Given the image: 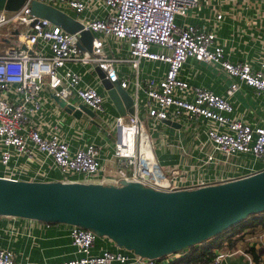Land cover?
<instances>
[{
	"label": "built area",
	"instance_id": "obj_1",
	"mask_svg": "<svg viewBox=\"0 0 264 264\" xmlns=\"http://www.w3.org/2000/svg\"><path fill=\"white\" fill-rule=\"evenodd\" d=\"M33 1L68 13L82 28L67 32L35 16L30 8ZM199 3L200 0H25L15 11L0 9L1 41L9 43L15 38L18 43L0 49V178L24 182L137 181L160 190H180L263 171L264 126L231 118L233 106L229 98L242 83L257 95L264 94V61L254 68L248 62L228 60L214 31L186 21ZM215 18L220 20L222 14L216 13ZM82 30L93 35L91 50L79 47ZM123 43L127 55L108 53L106 44ZM189 59L221 67L231 78L225 95L181 78L179 73ZM142 61L164 65L163 75L150 70L145 78H139ZM76 64L98 67L110 82H118L133 100V112L111 114L105 107V92L89 85ZM123 65L131 67L133 78L123 71ZM44 92L49 94L47 100L56 96L71 104L72 111L82 104L95 117L82 112L86 122L80 124L75 121L79 119L68 122L60 114L46 126ZM164 120L195 128L197 134L189 147L181 142L178 129L169 127L172 134L165 133V129L157 134L163 150L174 148L183 157L167 166L160 164L148 130L149 125L155 133L153 130ZM91 122H98V134L105 131L114 138L111 145L105 140L88 139ZM150 159H156L168 185L149 179L154 173ZM224 165L237 173L207 175L208 169ZM128 167L129 174L125 171ZM69 226L75 256L43 264H169L182 257L181 251L161 258L141 257L117 246L95 252L97 240L105 238L92 229ZM233 253L236 252H217L183 264H220ZM0 264L22 263L11 249L0 247ZM260 264H264V258Z\"/></svg>",
	"mask_w": 264,
	"mask_h": 264
},
{
	"label": "water",
	"instance_id": "obj_2",
	"mask_svg": "<svg viewBox=\"0 0 264 264\" xmlns=\"http://www.w3.org/2000/svg\"><path fill=\"white\" fill-rule=\"evenodd\" d=\"M25 0H0V9L15 11ZM31 13L67 32L82 25L68 13L45 3L31 2ZM92 33L80 31L79 47L91 50ZM95 70L117 113L133 112V100L118 82ZM76 118L80 109L53 96ZM179 127V123L164 120ZM111 141L114 140L110 136ZM264 212V170L193 189L157 190L137 181L107 179L73 182H24L0 178V218L32 219L79 225L97 232L115 246L141 257L161 258L205 243L231 231L250 216Z\"/></svg>",
	"mask_w": 264,
	"mask_h": 264
},
{
	"label": "crops",
	"instance_id": "obj_3",
	"mask_svg": "<svg viewBox=\"0 0 264 264\" xmlns=\"http://www.w3.org/2000/svg\"><path fill=\"white\" fill-rule=\"evenodd\" d=\"M216 13L222 14L220 20H216ZM186 21L204 25L209 30L214 31L219 36V42L226 50L228 60L248 62L254 68H257L259 63L264 61V2L245 1L244 3L242 0H200L198 7L189 13ZM182 24L185 23L182 21ZM106 49L108 53L127 55L126 44L124 43L106 44ZM75 67L89 85L105 92L95 68H85L78 64ZM122 68L124 72L133 78L134 72L129 65H123ZM150 70L163 75L165 66H160L157 62L142 61L139 65V72H141L139 78H145ZM179 75L189 81L190 84L207 87L220 95H225V90L231 81V78L227 76L221 67L195 61L194 59L187 61ZM42 96L46 98L44 104L45 111L48 114L44 120L46 126H50L51 122L56 121L57 116L60 114L65 115L68 122L76 119L60 106L53 97L47 100L48 93L44 92ZM72 100L74 103L78 101L75 97ZM229 101L233 106L231 118L241 119L251 125L264 126V94L257 95L252 87L242 83L240 89L229 98ZM105 107L111 114H117L108 97L105 98ZM50 110L54 113H49ZM79 120L80 122L75 121L80 124L86 122L82 115ZM97 123L91 122L89 124L88 130L90 132L88 136L90 137L88 139L105 140L111 145L110 135H106L105 131L98 134ZM165 125L167 127L165 133L172 134L169 127L173 131L176 129L180 131L179 135L184 145L189 147L191 143L195 142L197 135L195 128ZM159 143L157 158L160 164L167 166L183 160V157L174 148L170 147L172 151L163 150ZM69 229V225L62 223L25 218H0V247L11 249L15 253L18 262L22 264H43L46 260L69 259L75 256L74 247L69 237ZM217 236L197 245V250H190L189 248L181 250L182 257L171 261L169 264H183L185 260H195L193 257L203 253L204 256H201V258L212 257L217 252H236L224 258L220 264H260L264 258V212L255 217H249L242 227L236 228L233 232L228 231ZM220 237H222L221 243L224 242L222 246L220 242H217ZM103 248L114 249L115 245L106 238H100L97 240L94 250L98 252ZM196 251L197 253H195Z\"/></svg>",
	"mask_w": 264,
	"mask_h": 264
},
{
	"label": "rangeland",
	"instance_id": "obj_4",
	"mask_svg": "<svg viewBox=\"0 0 264 264\" xmlns=\"http://www.w3.org/2000/svg\"><path fill=\"white\" fill-rule=\"evenodd\" d=\"M7 45H12V46H17L18 45V43L16 42V40H15V38H13L9 43H6V42H2L1 41V35H0V49H2L3 48V46H7ZM79 122H80V120H78ZM112 127V126H111ZM94 128V127H93ZM166 128V126H164V125H160V126H158V128H155L153 131H155V133H152V128L148 125V130H149V132H150V135H151V139H152V142H153V145H154V149L156 150V155H158V150H159V148H158V143H159V139H158V136H157V134H159L160 133V131L162 130V129H165ZM112 130V128H110V131ZM93 132V131H92ZM241 162H244V161H246V160H244V159H242V160H240ZM162 165V164H161ZM163 166V165H162ZM221 169H223V170H230V167H228L227 165H224V166H222L221 167ZM222 170V172L223 173H225L226 171H223ZM126 173L127 174H129L130 173V167H128L126 170ZM231 171V170H230ZM233 230H235V229H233ZM233 230H232V232H233ZM218 237V236H217ZM216 237V238H217ZM221 241H222V237H220V238H218V240H217V242H220L221 243ZM222 246V245H221ZM221 250V249H220Z\"/></svg>",
	"mask_w": 264,
	"mask_h": 264
},
{
	"label": "trees",
	"instance_id": "obj_5",
	"mask_svg": "<svg viewBox=\"0 0 264 264\" xmlns=\"http://www.w3.org/2000/svg\"><path fill=\"white\" fill-rule=\"evenodd\" d=\"M220 166H218L217 168H210V169H208L207 170V175L208 176H212V175H224V176H227V175H231V174H233V173H237V171L236 170H234L232 167H230V170H224V171H226L225 173H223L222 172V170H220L221 168H219ZM250 217H255V216H250ZM249 219V217L247 218V219H245L244 221H242L240 224H239V226H237V228L238 227H242L243 225H244V223H245V221H247ZM236 229V228H235ZM232 231V230H231ZM224 243V242H223ZM223 243H221V245L223 244ZM196 248V249H195ZM190 250H197V247L196 246H193V247H190L189 248ZM195 253H197V251L195 252ZM201 256H204V253L203 254H199V255H197V256H195V257H193L195 260L196 259H200L201 258ZM208 257H211V256H208Z\"/></svg>",
	"mask_w": 264,
	"mask_h": 264
},
{
	"label": "bare ground",
	"instance_id": "obj_6",
	"mask_svg": "<svg viewBox=\"0 0 264 264\" xmlns=\"http://www.w3.org/2000/svg\"><path fill=\"white\" fill-rule=\"evenodd\" d=\"M144 149L146 150L145 147H144ZM150 162H151V166L150 167H152V169L154 170V173H152L153 176L150 177L149 179L151 181H158L160 183H165L166 185H168V181L166 180V177L160 172V170L156 166V163H157L156 159L155 160L150 159ZM154 167H155V169H154ZM150 171H151V169H150ZM153 188L157 189V190H160L157 187H153ZM168 191H172V190L169 189Z\"/></svg>",
	"mask_w": 264,
	"mask_h": 264
}]
</instances>
